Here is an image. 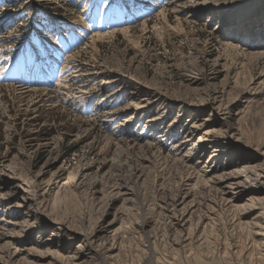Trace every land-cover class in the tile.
<instances>
[{"label":"rangeland","instance_id":"1","mask_svg":"<svg viewBox=\"0 0 264 264\" xmlns=\"http://www.w3.org/2000/svg\"><path fill=\"white\" fill-rule=\"evenodd\" d=\"M263 168L264 0H0V264H264Z\"/></svg>","mask_w":264,"mask_h":264},{"label":"bare ground","instance_id":"2","mask_svg":"<svg viewBox=\"0 0 264 264\" xmlns=\"http://www.w3.org/2000/svg\"><path fill=\"white\" fill-rule=\"evenodd\" d=\"M221 29L223 30V31H227V30H229L228 31V33H230V36H235V35H241V34H243L244 35V33H245V31H246V27L242 24L241 26H232V25H227V20L225 19L223 22H222V25H221ZM250 29V28H249ZM124 31V30H123ZM248 31V30H247ZM100 37V36H99ZM259 43V42H258ZM163 100V99H162ZM216 100V99H215ZM210 101V100H209ZM202 103V102H201ZM200 103V104H201ZM208 103V102H207ZM206 103V105H209V104H207ZM217 103V102H216ZM143 106V105H142ZM191 128V131H190V135L192 136H194V134L196 133V132H198V130L201 128L199 125H197V123H193V125L190 127ZM221 134V133H220ZM220 134L215 130H210L209 132H207L204 136H202L201 138H200V140H198V142L196 143V145L194 146V147H192L191 149V152L186 156V158H190L193 154H195L198 150H202L203 149V147H204V144H205V142L206 143H210V144H214L215 146H217V145H219V143H221L222 141H220L221 140V137H220ZM226 135V134H225ZM229 139V138H228ZM214 152H219L218 151V149L217 150H215ZM216 153H214L213 155H211V158L213 159V158H215L216 157V155H215ZM210 168V167H209ZM262 168V167H261ZM260 169V168H259ZM210 170V169H209ZM212 171H214V170H212ZM250 172V174H252V175H254V176H256V178L254 177V184H252L251 185V188L250 187H246V185H245V182H243V181H240V182H236L240 177L239 176H234V175H232L231 173H225V174H222V175H220L219 177H217V178H214V180L216 179V181H214V183L218 186V187H220L221 188V194H223V195H232V197H231V201H229L228 202V200L226 199V201L228 202V203H231L232 201H241L242 199H243V197H245V196H247L248 194H250L251 193V191L254 189V187H257L256 188V190H259V188H261V189H264V168L261 170V173H257L256 172V174L252 171V170H250L249 171ZM249 172H247V173H249ZM211 174V173H210ZM206 176V175H205ZM209 176V175H208ZM248 177V176H247ZM246 177V178H247ZM210 180V179H209ZM252 180V179H251ZM246 181H248V179H246ZM251 182V181H250ZM249 183V182H248ZM252 183V182H251ZM215 185V186H216ZM220 190V189H219ZM128 192V191H127ZM126 195H129V194H126ZM125 196V195H124ZM180 197V196H179ZM184 198V197H183ZM222 200H223V198H221ZM33 200V199H32ZM180 200V199H179ZM182 200V199H181ZM184 200V199H183ZM225 200V199H224ZM230 200V199H229ZM129 201H131V199L129 200ZM252 201V200H251ZM165 202V201H164ZM178 202V201H177ZM234 202H232V203H234ZM174 204H175V202H174ZM168 205V204H167ZM170 205V204H169ZM172 205V204H171ZM184 205H185V203H184ZM193 205V204H192ZM174 206H176V204L174 205ZM190 206V205H189ZM167 207V206H166ZM179 207V206H178ZM181 207H184L183 205H181ZM188 207V206H187ZM191 207V206H190ZM170 208V207H169ZM180 208V207H179ZM192 208V207H191ZM256 208V207H255ZM184 209H185V207H184ZM246 209V208H245ZM176 211H177V209H175ZM258 210V209H257ZM174 211V210H173ZM211 211V210H210ZM247 211V210H246ZM33 212V211H32ZM175 212V211H174ZM186 212L187 211H185V212H181V215L180 216H175L174 214V216H175V219L176 220H178L179 222H178V225L180 226V227H184V226H182V224H183V222H186ZM190 212H192V211H190ZM173 213V212H172ZM176 214H178V213H176ZM206 214V213H205ZM251 214V213H250ZM205 216V215H204ZM203 216V217H204ZM207 216V215H206ZM33 217H38V212L37 211H35L34 210V212H33ZM207 217H209V215L207 216ZM201 218V217H200ZM206 218V217H205ZM174 219V220H175ZM203 219V218H202ZM201 219V220H202ZM211 220V219H210ZM189 221V220H188ZM203 222V221H202ZM180 223H182V224H180ZM201 223V222H200ZM260 224V223H259ZM174 225H176V224H174ZM241 225V224H240ZM199 227V226H198ZM260 227V226H259ZM262 228V227H261ZM195 230H197V228H195ZM263 230V229H262ZM177 231V230H176ZM188 231H189V229H188ZM199 231V230H198ZM172 232V231H171ZM183 232V231H182ZM192 232V231H191ZM184 233V232H183ZM176 234H177V232H176ZM179 234V233H178ZM259 234V233H258ZM188 235V234H187ZM198 235V234H197ZM260 235V234H259ZM189 236H190V232H189ZM193 236H195L194 234H193ZM52 237H57V236H55L54 234L52 235ZM186 236H183L182 234L180 235V237L178 238V240L176 241V245L177 246H179V247H183V246H185V245H187V243H188V241L192 238H189V237H187V238H185ZM199 237H201V236H199ZM196 238H198V237H196ZM195 238V239H196ZM194 239V240H195ZM93 240V239H92ZM175 240V239H174ZM192 240V239H191ZM199 240V239H198ZM193 241V240H192ZM87 242H88V240H87ZM175 242V241H174ZM194 242V241H193ZM93 243L94 242H92V244H91V247H90V249H88L89 248V244H86V246H83V245H80V246H78L77 248H76V250L73 252V254L71 255V256H68L69 258H71L72 260H73V262L72 263H76V262H79V263H83V259H87V258H89L90 256H89V254H88V252L89 251H91V250H93V247H92V245H93ZM192 243V242H191ZM189 246V245H188ZM57 247V246H56ZM184 248V247H183ZM51 252V251H50ZM82 261V262H81Z\"/></svg>","mask_w":264,"mask_h":264}]
</instances>
